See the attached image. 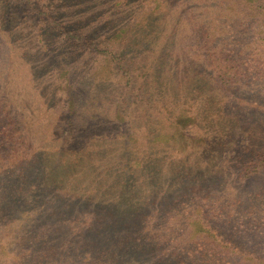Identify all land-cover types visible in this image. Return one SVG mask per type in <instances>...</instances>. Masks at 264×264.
<instances>
[{
	"label": "rangeland",
	"instance_id": "obj_1",
	"mask_svg": "<svg viewBox=\"0 0 264 264\" xmlns=\"http://www.w3.org/2000/svg\"><path fill=\"white\" fill-rule=\"evenodd\" d=\"M255 1L0 0V264H264V74L233 88L223 62L193 54L226 47L228 63L264 69ZM161 29L168 49L146 64L150 77L145 32ZM72 35L91 45L67 57L78 66L70 86L91 103L77 112L57 72L71 53L59 43ZM131 53L134 78H119ZM131 79L152 109L130 100L115 113ZM196 93L186 121L177 113ZM184 131L178 157L164 138Z\"/></svg>",
	"mask_w": 264,
	"mask_h": 264
},
{
	"label": "trees",
	"instance_id": "obj_2",
	"mask_svg": "<svg viewBox=\"0 0 264 264\" xmlns=\"http://www.w3.org/2000/svg\"><path fill=\"white\" fill-rule=\"evenodd\" d=\"M231 1H234L236 5L244 4L246 6H249L251 4L250 0H231ZM255 2L257 3V5H258V7L260 9H263L264 8V0H256ZM244 5H242V6H244ZM253 9L256 10L255 8H253ZM156 26L159 27L161 25L158 24ZM150 30H153V29H150ZM150 30H147L145 32V33L149 32L146 35L145 38H146V40L149 43L148 47H149V51L152 52V55L151 56H148L149 58L145 57L144 59H142V60H144L142 63L144 64L143 66H145L146 68H148V70H150V72H151L150 77H151L153 75V72H152V70H151L150 67H147L146 64L156 54V51L155 50H157V49H168V48L166 46H165V48L163 46L162 47L160 46V44H162V42H163V41H161V36L163 34V30L161 29L160 31H156L157 33H154L153 34V36H155L154 39H151L152 34H151ZM122 31H120L116 35V37L111 36V38L108 40L109 45H106L104 47L105 48V52H107V50H109L110 47H113V48H111V52L113 53L114 52L115 45H118L119 43H121V41L124 40V37L126 36V34H128V32L127 31H124V30H122ZM141 31H142V28L141 27H136L135 26L130 31V33L132 34L130 37L135 38V37L139 36L142 33ZM66 35L69 36V35H71V33L68 32V33H66ZM86 38H84L82 36H77V35L73 36L72 35L71 37H67L65 41L59 43L62 47H64L65 49H67L68 52H71L69 54L67 53V54L59 57L61 59L59 60L60 61V64L58 63L57 72L61 76L60 79H58L59 82L60 83L63 82L61 84H66L67 86L70 87L69 90H68V93L66 94V97L64 98V101L68 104V106H70V109L73 112H77V109H78L77 106L79 105L80 101H83V102H85L87 104H91L90 101H89V99L88 100H82V98H83L82 95L80 94V96H79L78 94H76L79 91L77 89L72 88V85L70 86L69 83L73 81L74 75H75V72H77L78 66H75L74 65L75 67H73V62L71 60L67 59V57H72V56H74L73 54H76L77 52L79 53L80 52L79 47H81L82 44H87V45L91 46L90 45V42L88 41V38L87 39ZM127 40H125L124 42H126ZM133 48H136L137 49L136 46L133 47ZM95 49H96V47H95ZM94 50L91 47H88V52H90L91 54H94V52H95ZM208 52L210 54L209 57H211V58L202 59V56L201 55H198L196 53H193V54L196 56V58H197L196 61L198 63L199 62H203L205 60L210 61V62H212L214 64H215L216 61L217 62H223V71H225V72L221 71L218 74L221 75V76H223L225 78V81L228 82L229 84H231V86L233 88H235L234 87L235 85L238 86V84H242L243 82H247V81L258 82V81L262 80V78H263L264 69H261L259 71L254 66L242 67L240 63H237V60H235L236 63H228V60L230 58H232L230 56H233V55H231L232 52H233V49H227L226 47L218 46V47H215L214 49H212V50H210ZM129 55L130 56H125L123 59H121V62L117 66V70L116 71H117V73L119 75V78H121V75H120L121 72L126 77H132L133 76V74L131 73V71L133 73H136V70L133 68V61H134L135 58L133 57L132 53L129 54ZM127 58H128V65H127L128 67L126 68V71H123V69L125 68V65L124 64H125V61L127 60ZM67 60H68V62H67ZM62 63H64V64H62ZM70 66H71V69H69ZM129 67L130 68L132 67L133 69L132 68L130 69ZM145 76H147V72L143 71L141 73V76H139V77H145ZM132 78H134V76ZM167 79H169L170 82H172L173 80H175L171 76L167 77ZM82 83L83 82H80V85H82ZM88 83H87V85H88ZM121 84H122V103L121 104H118L117 103L116 106L115 105L113 106V108L116 109L115 113H119L117 111L122 110L123 109V106L130 105V103H131L130 100H133L134 101V106L135 107H140V108L141 107H144L145 109H148V107H150L149 109H152L151 106H147V105L139 104L138 103V101H139L138 99L146 100L145 95L147 94V89H146L145 85L141 81H138L137 79H131V81H129V82L126 81L125 83L121 82ZM86 88L87 87L81 88V91L89 92ZM161 88H162V90H159L160 92L159 91H156L155 89H153L154 90V93L155 94H161V92L169 91V89H165V87H161ZM73 91L75 93H73ZM195 96L196 97H191L190 99H187L188 100V103H184V105L185 104L186 105L184 107H182L184 109H182L181 111H178L179 113H177V115L180 118H183L186 121H189L190 120L189 113H188L189 111L188 110H191L193 107H197L196 104H200V102L202 101L201 98H203L202 95L199 94V93H196ZM174 98H177V97H174ZM182 100L183 99H180V100L173 99V102L172 103H174V105H180V101L183 103ZM220 102H224V100H220ZM145 104H147V103H145ZM157 115L160 116L159 113ZM91 116L92 115H90L89 117H91ZM151 116H153V115H151ZM71 119H73V117ZM160 122H162V120H160ZM163 122L164 123L165 122L168 123L169 121H163ZM147 123H151L153 126H155L156 123H157V121L156 120H153V121L150 122V120H148ZM175 129L176 128L174 126V129L173 130H175ZM181 129H182V127H181ZM146 130H149V129L147 128ZM149 131H146L147 132V133H145L146 134V137H145V135H143L141 137V139L144 140V142H143L144 144L150 138L151 133H149ZM161 132H162L161 135H160V133H157L159 135V136H157V138H158L159 141H162V139H163V137H162L163 135L162 134H163L164 130H162ZM184 132L185 133H183V135H181V136H179V137H177L175 139H169V138L167 139V137L164 138V140H166V142L169 143L170 147H176V148H178V151L180 153L179 154H175V156H178V157L186 156L187 155V153L182 148H184L187 144L190 143L188 139L191 138V136L186 131H184ZM153 136L156 137V135H153ZM199 139L200 138L197 137V140L198 141H199ZM203 155L204 154H202L200 156V160H201V157ZM195 159H198V157H195ZM201 163H202L203 166H205L204 164H206V163H203L202 161H201ZM150 228H151V226L149 227V229ZM148 236H150V233H149ZM147 239H148V237H147Z\"/></svg>",
	"mask_w": 264,
	"mask_h": 264
}]
</instances>
